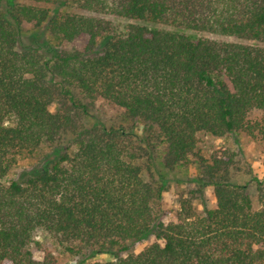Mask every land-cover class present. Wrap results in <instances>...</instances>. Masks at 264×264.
Segmentation results:
<instances>
[{"label":"trees","instance_id":"trees-1","mask_svg":"<svg viewBox=\"0 0 264 264\" xmlns=\"http://www.w3.org/2000/svg\"><path fill=\"white\" fill-rule=\"evenodd\" d=\"M71 8L236 41L118 32ZM82 36V50L57 47ZM240 40L264 43V0H0V264H52L34 257L38 232L78 264H264V180L256 206L234 153L200 147L236 133L264 144V47ZM98 100L125 123L92 116ZM157 148L166 169L197 163L212 208L185 199L162 220Z\"/></svg>","mask_w":264,"mask_h":264},{"label":"rangeland","instance_id":"rangeland-1","mask_svg":"<svg viewBox=\"0 0 264 264\" xmlns=\"http://www.w3.org/2000/svg\"><path fill=\"white\" fill-rule=\"evenodd\" d=\"M61 9L66 10L69 9V7L63 6ZM70 10L80 12L85 15H97L99 17L105 18L115 25L118 32L124 30L128 24L135 23L138 25H146L148 27L155 28L158 27L185 33L193 37L206 36L218 40L236 41L233 38L218 36L216 34L196 33L181 28L162 26L148 21L116 18L108 14H92L90 12H85L74 8H71ZM87 39V36H82L72 43L64 42L59 44L57 47L65 50H70L73 48L82 50L86 45ZM240 41L246 44L264 47V43H257L247 40ZM99 50L100 47H98V51ZM90 114L92 116H96L107 126L125 123V118L123 117L122 111L119 108L102 100H98L95 103V107L92 109V111H90ZM221 146L227 147L231 152L234 153V165L230 169L232 176L236 182L248 185L249 192L253 197L255 205L257 206V191L254 178L257 177L260 180H264V144L258 140H254L244 135L243 133H236L223 138H204L200 143V147L205 154H208L212 150ZM161 153V150L157 148L155 154V157L157 158L153 161L152 171L156 177L160 175L166 181L167 188L162 199V220L164 222L175 221L180 203L185 199H191L193 204L199 209H202V203H204L207 207L212 208L214 206L212 187H205L202 189L201 194L198 193V190H201V188L195 181L200 175L197 163L193 162L189 166H179L169 170L166 169L162 163ZM33 166H35V160L28 158L22 162V165L20 168H18V171L22 172L30 170L33 168ZM34 240L38 242V245L34 247V257L37 261H46L47 263L51 261L52 264H78V259L68 256L63 251V249L57 245V242L53 240L48 234L44 232H38L34 237ZM150 242L151 241H144L142 243L136 244L131 248V250L139 252ZM46 255L48 256L47 259H45ZM96 259L108 261L112 260V256L105 254L97 255Z\"/></svg>","mask_w":264,"mask_h":264}]
</instances>
